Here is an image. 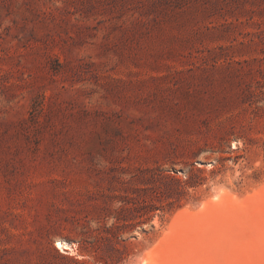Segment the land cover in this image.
<instances>
[{
    "label": "rangeland",
    "instance_id": "rangeland-1",
    "mask_svg": "<svg viewBox=\"0 0 264 264\" xmlns=\"http://www.w3.org/2000/svg\"><path fill=\"white\" fill-rule=\"evenodd\" d=\"M263 179L264 0H0V264H142Z\"/></svg>",
    "mask_w": 264,
    "mask_h": 264
},
{
    "label": "bare ground",
    "instance_id": "bare-ground-1",
    "mask_svg": "<svg viewBox=\"0 0 264 264\" xmlns=\"http://www.w3.org/2000/svg\"><path fill=\"white\" fill-rule=\"evenodd\" d=\"M56 247L71 244L57 239ZM142 264H264V179L237 197L228 191L179 208Z\"/></svg>",
    "mask_w": 264,
    "mask_h": 264
}]
</instances>
